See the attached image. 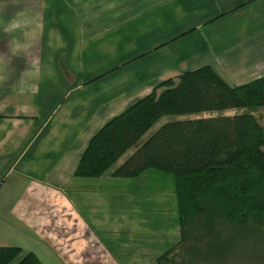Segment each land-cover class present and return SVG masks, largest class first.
I'll use <instances>...</instances> for the list:
<instances>
[{"label": "crops", "instance_id": "1", "mask_svg": "<svg viewBox=\"0 0 264 264\" xmlns=\"http://www.w3.org/2000/svg\"><path fill=\"white\" fill-rule=\"evenodd\" d=\"M203 65L230 85L264 75V0H0V246L43 264H155L153 208L177 213L173 180L155 198L141 186L158 170L74 171L107 120Z\"/></svg>", "mask_w": 264, "mask_h": 264}, {"label": "trees", "instance_id": "2", "mask_svg": "<svg viewBox=\"0 0 264 264\" xmlns=\"http://www.w3.org/2000/svg\"><path fill=\"white\" fill-rule=\"evenodd\" d=\"M259 108L264 75L230 85L210 65L185 70L107 120L89 139L74 174H171L179 239L155 264H195L201 243L206 261L208 251L224 247L223 232L264 224V124L251 112ZM163 117L169 119L156 126ZM0 264L43 263L32 251L0 246Z\"/></svg>", "mask_w": 264, "mask_h": 264}, {"label": "rangeland", "instance_id": "3", "mask_svg": "<svg viewBox=\"0 0 264 264\" xmlns=\"http://www.w3.org/2000/svg\"><path fill=\"white\" fill-rule=\"evenodd\" d=\"M252 79V78H249ZM60 98V93L57 96ZM252 114L256 117L257 121L261 124H264V108H259L256 110H251ZM225 114H232L233 111H225ZM203 116H209V113H203ZM189 115H178L174 116L178 119H185ZM169 117H163L156 126L163 123V120H168ZM155 126V127H156ZM153 127V128H155ZM264 148V146H263ZM132 150L128 151L126 154H129ZM155 170V169H154ZM162 174L161 178L154 180L152 177L147 178L146 182L142 184L141 188L144 187L143 193L149 197H167L168 194V178L172 182V175L169 173H164L159 171ZM167 179V180H166ZM171 186V185H169ZM169 193V192H168ZM175 205L171 203L164 202L162 199L161 203L155 204L153 210H159L155 213L152 211H146L148 220L151 219L153 213L155 217L152 222H155L153 230H151L150 237L154 240L161 241V246L159 252H155V255L162 253L168 246H171L179 239V227H178V215L173 211ZM150 210V209H149ZM3 211L0 210V219ZM159 216V217H158ZM155 220V221H154ZM157 221V224H156ZM175 228V229H174ZM177 229V231H176ZM176 233H175V231ZM174 232V234H172ZM173 235V236H172ZM222 241L224 247L216 249V251L206 254V261H204V244L200 245L199 257L194 260L195 264H264V224L258 226L257 228L247 227L243 230L235 228L234 231H227L222 233ZM27 238V237H26ZM29 238H27L28 240ZM27 243V242H26ZM28 243H30L28 241ZM27 243V245H28ZM157 253V254H156ZM155 256V257H156ZM45 263L52 264L57 261H50L45 256L43 258ZM155 263V261L153 262Z\"/></svg>", "mask_w": 264, "mask_h": 264}]
</instances>
